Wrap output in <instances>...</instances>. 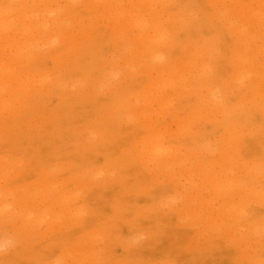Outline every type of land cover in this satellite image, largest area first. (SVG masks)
I'll list each match as a JSON object with an SVG mask.
<instances>
[{"label":"rangeland","instance_id":"1","mask_svg":"<svg viewBox=\"0 0 264 264\" xmlns=\"http://www.w3.org/2000/svg\"><path fill=\"white\" fill-rule=\"evenodd\" d=\"M0 245L264 264V0H0Z\"/></svg>","mask_w":264,"mask_h":264},{"label":"bare ground","instance_id":"2","mask_svg":"<svg viewBox=\"0 0 264 264\" xmlns=\"http://www.w3.org/2000/svg\"><path fill=\"white\" fill-rule=\"evenodd\" d=\"M160 33V32H159ZM158 33V37H157V40L161 39V34ZM157 34V33H155ZM165 37V36H164Z\"/></svg>","mask_w":264,"mask_h":264},{"label":"clouds","instance_id":"3","mask_svg":"<svg viewBox=\"0 0 264 264\" xmlns=\"http://www.w3.org/2000/svg\"><path fill=\"white\" fill-rule=\"evenodd\" d=\"M4 247V245H0V248H3Z\"/></svg>","mask_w":264,"mask_h":264}]
</instances>
